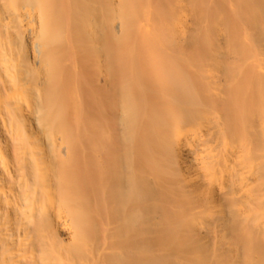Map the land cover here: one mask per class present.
I'll use <instances>...</instances> for the list:
<instances>
[{
    "label": "bare ground",
    "instance_id": "1",
    "mask_svg": "<svg viewBox=\"0 0 264 264\" xmlns=\"http://www.w3.org/2000/svg\"><path fill=\"white\" fill-rule=\"evenodd\" d=\"M0 264H264V0H0Z\"/></svg>",
    "mask_w": 264,
    "mask_h": 264
}]
</instances>
